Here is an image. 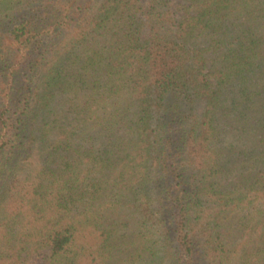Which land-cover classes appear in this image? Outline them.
Masks as SVG:
<instances>
[{
	"label": "trees",
	"instance_id": "obj_1",
	"mask_svg": "<svg viewBox=\"0 0 264 264\" xmlns=\"http://www.w3.org/2000/svg\"><path fill=\"white\" fill-rule=\"evenodd\" d=\"M0 264H264V0H0Z\"/></svg>",
	"mask_w": 264,
	"mask_h": 264
},
{
	"label": "rangeland",
	"instance_id": "obj_2",
	"mask_svg": "<svg viewBox=\"0 0 264 264\" xmlns=\"http://www.w3.org/2000/svg\"><path fill=\"white\" fill-rule=\"evenodd\" d=\"M143 1H146V0H143ZM174 6H175V7H178V3H177V1L175 2Z\"/></svg>",
	"mask_w": 264,
	"mask_h": 264
}]
</instances>
